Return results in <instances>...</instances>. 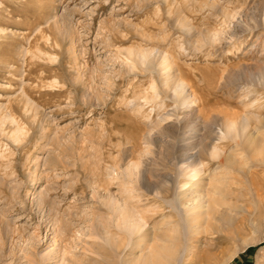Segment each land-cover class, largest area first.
I'll return each instance as SVG.
<instances>
[{"label": "rangeland", "instance_id": "rangeland-1", "mask_svg": "<svg viewBox=\"0 0 264 264\" xmlns=\"http://www.w3.org/2000/svg\"><path fill=\"white\" fill-rule=\"evenodd\" d=\"M262 67L264 0H0V264H57L64 251L73 264H127L142 249L132 250L137 235L118 224L113 199L151 232L182 233L172 203L185 179L172 148L200 118L201 135L214 116L255 127ZM177 82L193 106L175 98ZM134 164L145 181L126 177ZM257 180L260 198L233 197L243 208L220 209L190 235L203 253L177 264H264L262 172ZM154 183L161 196L148 192ZM107 231L119 248L101 239ZM51 247L58 255L43 261Z\"/></svg>", "mask_w": 264, "mask_h": 264}, {"label": "bare ground", "instance_id": "bare-ground-1", "mask_svg": "<svg viewBox=\"0 0 264 264\" xmlns=\"http://www.w3.org/2000/svg\"><path fill=\"white\" fill-rule=\"evenodd\" d=\"M141 57L144 58L145 53L142 54ZM165 61L164 66L166 65ZM263 70L264 68L262 67L259 73L261 72L260 74H263ZM262 78L264 79V76L261 75V79ZM171 90L175 98L182 100L181 104L183 106L191 107V105L193 106V104L198 101L195 97L189 95V92L187 93L184 83L177 82ZM185 108L186 107H184V109ZM194 113H196V111ZM34 114L36 115V113ZM190 116L193 117V114ZM199 117L200 116H198V118ZM233 118L234 117H228L226 118L227 121L225 120V122H223L224 120H222V122H220L221 118L219 119L218 116H214V118L211 119V122L205 121V134L203 135L200 133L201 130L199 132L197 128L198 125H200L199 122L202 121L201 118L200 120L198 119L197 123L195 120L196 124L189 121L191 124L185 127L186 131L184 130L181 137L177 139V142L179 143L177 149L175 146L176 142L174 143L175 148H172V151L176 153L174 163L179 167L180 173L183 174L182 179H185V182H180L179 189L172 203L174 204L172 206L173 210L178 212L181 218L183 224L182 233H180L178 226L172 227L173 229L170 231L172 233L159 234L155 231L151 232L149 229H146L145 219L139 211L137 212L133 209L130 210L129 208L131 207L128 208L127 206L129 204L125 205L120 201L121 204H119L117 201H114L115 199H113V201L111 200L112 203L110 202V208L118 215V224L128 232L129 236L137 235L135 242H128L130 246L133 244L132 250L135 251L142 249L139 255H134L131 259L126 261L127 264H177L180 262H193V259H198L199 254L201 255L203 251H199L198 246L195 244V241H193L194 236L191 237L190 235L194 234L198 236L201 234L204 226L210 227L212 221L217 219L218 214L221 217H224L223 213L220 212V209L225 207L228 211L238 208L242 209L243 207H238L236 204L232 203L233 197L238 199L245 196L244 194H249L252 195V197L254 195L257 199L260 198L262 188L261 183L258 181L259 179L257 180V175L258 172H262V177L264 176V117L258 115L254 117L256 120L255 127H251L250 118L247 116L241 121L239 120V122H237L238 120H235L236 118ZM217 125L220 126L218 132H216L218 130L217 128L216 131L213 130V127H217ZM20 131L21 130L16 129L14 133H11L15 140H17L20 135ZM163 133H165V131H163ZM149 134L151 135V133ZM223 139H226L228 143L226 146L228 147V150H225V152H222L219 149L220 145L218 147V145L214 144L216 140L223 141ZM146 143L154 144L155 142L153 138L147 137ZM152 150L153 149L150 151V148H148L147 153L149 156L152 155ZM172 151L168 150V148L165 151H161V154L168 162L171 155H174ZM205 155H208L210 160L218 159L217 166L207 168L209 163H205ZM139 168L140 166L137 164L128 167L125 170V174H127L126 177L132 179L130 181H134L135 183L137 181H142L141 179L145 181V172H143V174H141V172L138 173L137 170ZM172 179L168 177L166 182L163 183V186L166 185L168 187ZM162 188L163 187L155 184L154 186L152 185L148 192L156 194V196H161L163 194ZM249 209L247 213L252 215L253 212ZM257 222V219L252 221L254 225H258ZM109 234L110 232L108 231L104 232L102 236L100 235L101 239L106 243L111 244L112 247L119 248L117 241H115L112 235L110 234V236ZM181 237L183 243H176ZM54 242H56V240ZM256 243H258L256 240H251L250 242L245 241L246 245ZM64 252L57 264H73L68 259L66 251ZM55 253L57 254L55 247L48 248L42 255L43 261L51 262V260H53V254ZM56 254L55 256L58 255ZM55 258L57 259V257ZM228 261H230V259L226 260V262Z\"/></svg>", "mask_w": 264, "mask_h": 264}]
</instances>
